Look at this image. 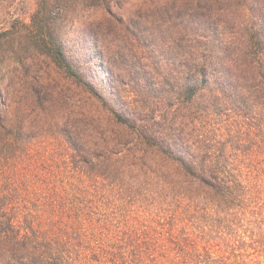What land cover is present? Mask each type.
Returning a JSON list of instances; mask_svg holds the SVG:
<instances>
[{
    "label": "trees",
    "instance_id": "1",
    "mask_svg": "<svg viewBox=\"0 0 264 264\" xmlns=\"http://www.w3.org/2000/svg\"><path fill=\"white\" fill-rule=\"evenodd\" d=\"M113 1L82 3L104 9L107 32L120 37L125 21ZM155 4L152 15L131 11L129 22L138 17L165 34L167 75L143 76V90L130 94L121 92L118 75L108 76L113 86L102 94L54 32L38 37L80 88L77 110L59 131L82 172L157 205L170 222L216 219L230 229L235 216L254 217L264 206V0ZM33 85L46 88L37 79L18 96L15 78H0V264L226 263L173 228L167 242L159 231L111 235L107 213L31 155L29 109L44 112V102L55 107L59 99L30 93Z\"/></svg>",
    "mask_w": 264,
    "mask_h": 264
},
{
    "label": "rangeland",
    "instance_id": "2",
    "mask_svg": "<svg viewBox=\"0 0 264 264\" xmlns=\"http://www.w3.org/2000/svg\"><path fill=\"white\" fill-rule=\"evenodd\" d=\"M62 1L0 0V78L5 81L15 78L18 96L25 95L27 83L38 79L46 88L33 85L30 93L37 95L40 91L41 95L49 93L59 98L55 107L44 102V112L38 105L29 109L31 155L40 161L42 170L106 212L111 235L135 237L148 231L150 236L160 237L159 231L167 242L169 228H173L174 235L192 239L200 250L206 246L215 258L222 256L225 264H264V206L254 217L235 216L230 229L221 228L218 224L223 221L219 223L216 219L214 222L209 219L206 224L187 219L170 222L169 213H159L155 209L157 205L121 194L107 181L75 166L74 150L60 133L59 126L65 124L66 115L77 110L80 88L65 64L54 60L52 48L42 45V41L39 43L38 37L46 35L49 40L48 35L54 32L72 53L70 59L76 61L87 79L106 95L113 86V82L112 86L108 85V76L113 80L112 75H118L119 80L124 81L125 84H120L123 94L143 90L145 76L158 80L165 77L167 41L164 33L150 24H142L138 17L134 18V25L129 22L131 11L135 12L134 16L138 13L152 15L157 0L113 1L114 14L124 16L125 21V27L118 30L120 37L112 30L107 32L105 19L108 16L104 9H96L94 3L83 5V0ZM96 27L101 29L98 36L93 34ZM113 59L117 64L109 62ZM161 216L166 221L161 220ZM167 221L169 224L163 227L161 223Z\"/></svg>",
    "mask_w": 264,
    "mask_h": 264
}]
</instances>
